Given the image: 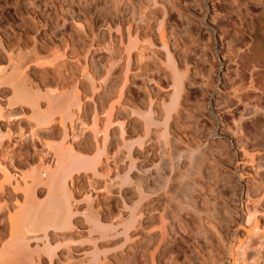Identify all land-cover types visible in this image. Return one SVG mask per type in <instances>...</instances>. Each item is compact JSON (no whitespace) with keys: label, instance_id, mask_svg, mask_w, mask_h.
I'll use <instances>...</instances> for the list:
<instances>
[{"label":"rangeland","instance_id":"obj_1","mask_svg":"<svg viewBox=\"0 0 264 264\" xmlns=\"http://www.w3.org/2000/svg\"><path fill=\"white\" fill-rule=\"evenodd\" d=\"M136 2L138 5L143 4L139 0H0V65L5 66L10 57L17 59L19 55L25 56L33 49L46 50L47 46L55 45L65 49L68 45L65 51L70 60L63 66L62 73L68 79L67 85L78 79L82 90H85L82 97L87 128L83 133L78 132V138L72 139L76 150L94 153L92 148L95 139L91 130L94 99L100 107L99 111L103 112L101 118H104L110 105L117 104L119 107L114 91L118 85L127 83L125 107H117L115 119H104L103 123V128L110 127L113 135L109 151L111 167H107L105 163L108 162L104 159V169L96 177L91 173L77 176L74 189L76 210L79 211V215L74 218L77 228L69 238L55 240L56 245L60 243L63 246L56 251L52 262L42 255L41 264H87L95 248L100 252L101 261L98 264H152L154 252L157 264H231L228 247L237 237L245 236L242 226L248 189L255 192L254 199L260 201L259 209L264 212V96L251 100L247 97L239 99L235 95L243 65L264 55V0H159L160 4L145 9L147 19L135 18L137 21L133 16V3L136 6ZM159 20L165 22L172 53L182 72L186 73L185 92L178 110H175L177 113L172 114L170 120L167 148L172 146L170 151L174 153L197 148L202 152L203 157L200 153L199 159L204 161L202 164L201 160L197 162L201 174L192 176L197 186L194 197L201 213L213 214L214 219L211 216L204 217H211L217 229L207 226H203V230L199 228V218L202 216L177 197L181 183L187 177L186 168L189 169V165L184 162L188 160L181 159L178 169L171 174L170 186L173 190L170 194L163 191L155 193L150 187L160 177V170L167 171L163 159L167 155L166 147L161 145L156 133L145 139L144 146H135L133 149L136 165L130 173L134 178L133 184L122 186L123 182L117 177L118 171L121 169L124 174L130 164L122 156L123 145L117 141L120 138V124L126 126V139L129 135L133 136H129L131 140L144 136L142 119L131 113L132 108L136 105L146 107L153 102L157 109H161L163 99L168 98L172 91L166 51L159 39ZM79 21L85 23L82 30L76 26ZM129 33L135 40L131 38V41L139 43L133 44L136 47L132 48L136 49L132 51L130 72L126 74L125 48ZM122 35L126 36H123L125 46L121 42ZM96 38L100 40L95 42ZM150 40L152 45L149 44ZM141 48L145 51L141 52ZM250 49L252 52H249ZM87 50L91 51L90 58H86L84 53ZM86 63L93 72H98L102 87H93L83 76ZM109 69L112 75L103 82L108 77L106 73ZM35 73L34 78L43 77L39 71ZM3 95L6 96L5 93ZM5 96H0L1 99L3 97L0 99L2 104H8V97ZM6 104L3 106L6 115L9 114L1 124L5 128L10 124L8 127L13 128L15 133L10 139H4L0 147L1 159L9 163L16 174H19V167L27 162L34 165L40 159L53 162L54 157L47 153L48 149L42 140L31 137L32 129L26 120V110L17 108L18 111ZM102 106L108 107L105 109ZM18 127H23L24 132ZM54 133L55 142L60 143V128L56 127ZM246 150L255 155L254 164H245ZM109 167L113 173L108 183L112 186L108 192L101 189L98 193H91L92 181H97L96 187H104V180H107L104 177ZM1 173L0 180L3 179ZM139 183L150 187L142 202L143 227L138 230L132 228L131 239L126 241V237L119 234L123 229L121 221L131 218L133 204L139 200ZM38 189L45 190L42 187ZM21 194L22 190L15 187H7L0 192L1 234L8 224L4 208L13 205ZM43 195L46 197V194ZM173 196L177 199H170ZM92 213L98 214L107 226H114L106 238H102L98 232H91L93 229L85 217ZM165 213L167 218L170 217L168 224L171 228L166 240L158 228L161 216ZM259 242L258 239L254 240V244ZM38 245L42 246V243H31L33 250L39 249Z\"/></svg>","mask_w":264,"mask_h":264},{"label":"bare ground","instance_id":"obj_2","mask_svg":"<svg viewBox=\"0 0 264 264\" xmlns=\"http://www.w3.org/2000/svg\"><path fill=\"white\" fill-rule=\"evenodd\" d=\"M139 1L144 5H138L136 2L137 5L135 6L133 3V16L134 19L136 18L137 20L147 19L145 18V9L153 7L156 4H160L158 2L159 0ZM84 24L85 23L80 21L76 22L77 28H80L81 30L85 26ZM158 28L161 31L159 34V39L161 40L160 42L162 48L166 51V64L170 70L169 80L172 91L168 95V98L163 99L162 104L160 103L162 105L161 109H157L153 102L148 104V106L145 105L146 107H138L139 105H136L137 107L135 106L132 108L131 113L136 114L142 119V127L145 133L144 136L141 135L139 139L136 138V140H131L133 136L131 137L129 135L131 138L128 136V139H130L128 140L125 138V135L127 134L126 126L124 123L120 124V129L118 130L120 132V138L117 139V141H119V144L121 143L123 145L122 156L129 160L130 164L128 168L125 167L127 170L125 169L126 172L124 174H122L120 169L117 173V177L121 179L120 182H123L122 186L133 184L134 178L130 175L132 169L136 167L133 149L135 146H144L145 139H147L151 134L156 133L157 137L160 138L161 145L166 147L165 151L167 155L165 157L163 156V159L165 160L164 162L167 171L164 170V172H161L160 170V177L150 187L154 189L155 193L163 191L165 194H170L173 190V188L170 186L172 181L171 174L174 173L176 169H178L181 159L188 160L184 162L187 166L189 165V169L186 168L187 174L185 173L187 175V179L185 178L181 183V188L177 192V197L181 198L183 200L182 203L186 204L188 208L192 209V211H195L199 216H202L200 218L198 217L200 219L199 226L201 225L199 228L203 230V226H207L211 229H217V226L214 224L215 222L212 220L214 219L212 217L213 214L207 215V213H205V215L201 213V210H199L200 208L197 206V200L195 201L196 197H194L195 191L197 192V186L192 176L198 175L201 171V167L197 165V162L198 160H201L200 164L203 163L204 159L203 161L202 159H199L201 158L199 155L200 153L202 155V152L197 148L194 150L190 149L174 153L173 150L170 151V147L172 146L168 147L169 149L167 148V146H169L168 136L170 120L173 117L172 114L177 113L175 110L180 104L183 92H185L186 73L182 72V68H180L177 59L172 53L170 44L171 42L169 39L170 34L168 33L165 22H161ZM123 36L124 35H122V41H120L122 43H126V36H124L125 38ZM130 36L131 34L129 33V42L127 41L128 45L126 44L127 47L125 48V64L127 67L126 74L130 72L129 69L133 60L132 51L136 49L132 47H136V45L139 43L134 42L135 40ZM131 38L134 41H131ZM99 40V38H96L95 42H98ZM151 42H149L150 45L153 44V42ZM135 43L136 45H133ZM65 49L58 45L49 48L47 46L46 50L38 49V51H36V49H33V51L30 53L26 52L28 54H25V56H23L24 54L22 56L17 55V59L10 57L9 61H7L8 64H5V66L3 64L0 65V93H2L0 96L4 97L5 95H3V93H5L8 97V99L6 98L8 104H6L7 102H3L2 104L1 100L3 97L2 99L0 97V147L2 146L6 137L10 139V136L14 135L15 133L13 128L8 127L10 124L6 128L1 124L2 121L7 119V115L9 114L7 113L6 115V111L3 106L6 104V106L10 108L26 110L28 116L26 120L32 129L31 137H38L41 139L44 146H46L48 149L47 153L54 157L53 162L47 161V159H40L39 163L36 165H34L32 162L24 163L20 167L18 166L19 174H16L13 172V168L11 169L9 166V163L1 159L2 157L0 155V171L2 172L0 173L3 177V179L0 180V192L5 191L7 187H15L22 190V194L16 197L15 203L4 208L6 210L8 224L5 232L2 234L0 233V264H41L42 255H46L52 262V258L55 257L56 251H58V249L63 246V244L60 243L56 245L54 243L55 240L58 241V238L63 240L69 238L71 236V232L77 228L74 218L79 215V211L76 210L77 201L75 199L74 192L75 179L81 173H85L86 175L87 173H91L94 177H96L103 166H105V161L108 162L105 163L107 167L110 166L109 160L111 157L109 151L112 147L111 137L113 135L111 134L110 127L106 126L103 128V123H105V120L112 121L115 119L117 116L118 106H116V104L110 105V107H108V105L107 107L109 110L105 112L107 107H103L104 105L102 104V107L105 108L104 110L102 108V110L105 112V115H103L104 118H101L103 112L101 113V111H99L100 107H98V104L94 99V118L92 117L93 129H91L95 139V143L93 144L94 147L92 146L94 148H92L94 153H92L90 149V152L87 154L83 151L76 150L74 147L75 144H73L71 141L72 139L75 140L78 138V132L83 133L85 128H87L83 114L85 103L83 101L84 98L82 97V94L85 90H82L83 88L81 83L77 81V78L74 83L70 80V83L73 84L72 86L68 82L72 88H69L70 86L67 85L66 80L68 79H66V76L63 75L64 73H62V68L67 60H70V56L68 57V53L66 52L67 50L65 51ZM140 50L141 52H143L142 50L145 51L144 48H141ZM249 52H252V50L250 49ZM84 53H86V58H90V50H87ZM12 55L13 53H11V56ZM105 59L106 58H103V60ZM88 64H84L85 68L83 67V72L85 75L83 74V76L90 81L93 87L97 88L101 84L97 76L98 72H93ZM111 69L107 70L108 72L106 74H108V77L105 78L106 80L103 79V82H106L108 78L111 77ZM38 71L41 76H43L40 77V79L34 78L33 72L35 73ZM36 74L37 73H35V75ZM126 79L127 81L129 80L128 75L126 76ZM126 85H120L122 87L118 85V88L114 91V95H116L118 98V101H116L118 102L119 107H125V99L127 96ZM235 95L239 99L245 97L251 100L262 99V96H264V55L243 65L240 80L235 87ZM19 109L17 110L20 111ZM23 113L25 112L23 111ZM56 127L60 128V135L62 137L60 143H56L54 140L56 138L54 133V129ZM153 127H156V129L154 128L155 130H153ZM22 128L20 129L23 131ZM26 134L27 133H22V135ZM42 134L43 137L40 138ZM90 153L93 155H90ZM246 158L247 162L245 164L251 165L256 161L255 155L247 150ZM110 167L107 175L104 177L107 178V180H104V187H96L97 181H92L90 184V189H92L91 193H98V191L101 189H104L108 192L109 187L112 186L108 184L109 181L112 180L111 174L113 173V170ZM118 185H120V183ZM139 185V194L137 192L139 200L133 204L134 207L131 210V218L130 220L124 219V221H121L123 229L121 233L118 232L119 234H122V236L126 237V241L131 239L130 230H132V228L138 230L139 227H143L142 209L144 205L142 202L144 200L145 193H147L146 191L149 190L150 187L143 184L141 185L140 183ZM39 187L45 189L44 192L43 190L40 191L38 189ZM43 194H46V197ZM91 195H89L90 199H92ZM42 196L45 198H42ZM175 197H170V199H177V197ZM254 197L255 192H252L248 189L246 192L247 207L244 217V225H241L242 228L245 229V236L244 238L237 237L236 241H233L231 245H229L230 247H228L229 249L227 251L232 261L231 264H264V212L259 209L260 201H255ZM168 212L169 211H167V213ZM202 212H204L203 209ZM167 213L161 216V223L159 222L160 227H158L161 236L164 237V240L167 238V232L171 229H169L170 223L168 224V220L170 219L168 218L170 217L167 218ZM90 214L86 215L85 218L87 223L93 229L91 232H98L103 238L108 235L110 230L114 229L113 225L107 226L105 222L100 219L98 214ZM260 215H262L263 218H261ZM204 216H211L212 219L211 217L206 218ZM201 221L202 223H200ZM118 233L116 232V234ZM255 239L260 240V242L254 244ZM32 242H36L37 244L41 242L42 246L38 245L39 249L33 250L31 246ZM94 243L96 245V242ZM68 249L69 251L71 250L70 247ZM95 249L96 250L92 254V259L87 264L101 261L99 254L100 252L97 251V248ZM156 260L157 259L154 252L152 253V264H157Z\"/></svg>","mask_w":264,"mask_h":264}]
</instances>
